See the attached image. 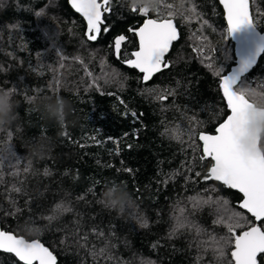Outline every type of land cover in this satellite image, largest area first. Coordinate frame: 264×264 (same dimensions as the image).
Wrapping results in <instances>:
<instances>
[{
  "label": "trees",
  "instance_id": "16d2710c",
  "mask_svg": "<svg viewBox=\"0 0 264 264\" xmlns=\"http://www.w3.org/2000/svg\"><path fill=\"white\" fill-rule=\"evenodd\" d=\"M185 7L173 18L178 39L166 55L170 67L143 82L112 48L120 33L128 38L125 58L137 48L128 29L146 17L132 12L128 0H111L104 14L109 31L94 42L68 0H0V87L13 88L18 102L17 121L0 131V224L39 239L57 264H229L231 246L212 241L228 229L214 221L239 212L241 224L253 222L239 208L237 190L204 179L212 162L200 159L198 133L213 132L227 114L219 82L235 55L224 11L219 0H188ZM249 7L264 31V0H249ZM167 13L159 10L161 17ZM244 85L264 93V50L235 88ZM53 93L71 103L62 125L38 107ZM37 142L46 145L45 154H27L26 146ZM114 183L131 197L122 212L101 203ZM209 196L220 203L193 207ZM26 223L39 234L22 231ZM0 264L22 262L0 251Z\"/></svg>",
  "mask_w": 264,
  "mask_h": 264
},
{
  "label": "snow or ice",
  "instance_id": "6c2138e0",
  "mask_svg": "<svg viewBox=\"0 0 264 264\" xmlns=\"http://www.w3.org/2000/svg\"><path fill=\"white\" fill-rule=\"evenodd\" d=\"M70 3L86 21L85 37L88 41H97L102 32L109 31L105 25L104 14L111 11V0H70ZM220 3L226 14L228 36L242 25L254 24L249 12V0H220ZM168 7L171 8V4H168ZM131 10L139 12L143 17H148L153 12L146 7H133ZM154 12H157V18H145L141 26L128 29L129 32H134L138 42L136 50L132 51L128 58L122 54V46L128 42L126 35H117L112 44L116 58L122 60L129 68L138 70L145 82L170 67V63L166 62V54L169 53L173 41L178 39L177 27L173 23L175 15L169 11L167 17H161L159 10ZM246 67L247 65L242 66L240 71H244ZM236 80L235 75L222 76L219 87L226 102V118L215 128V134L199 133L198 139L202 142L200 159H209L212 162L204 179L219 181L227 188L242 194L239 208L250 213L254 222L246 221V226L241 224L240 221L244 220V217L239 212H232L227 217L221 215L214 223L225 224L229 235L221 237L220 240L212 237V241L218 245L223 241V245L231 246L229 264H264V139L256 140L249 151H242L237 144V130L251 107L245 90L252 89L244 85L234 90ZM158 98L163 100L167 99V96ZM196 175L199 177L201 173L197 172ZM15 191L20 189L15 188ZM210 203L220 202L209 196L205 200L196 201L193 207ZM227 205L228 201L223 200L221 206L225 213L229 211ZM63 210L71 211L68 207H64ZM180 213L177 226L182 228L184 209H180ZM47 219L51 221L53 217L49 216ZM237 228L243 230L237 232ZM98 235L104 234L100 232ZM83 239L86 241L87 235ZM223 245L216 249L221 257L224 255ZM0 250L14 254L22 264H57V256L43 243L37 239L29 241L12 230H0ZM105 252V248L99 250L100 255H104Z\"/></svg>",
  "mask_w": 264,
  "mask_h": 264
},
{
  "label": "clouds",
  "instance_id": "9594fccd",
  "mask_svg": "<svg viewBox=\"0 0 264 264\" xmlns=\"http://www.w3.org/2000/svg\"><path fill=\"white\" fill-rule=\"evenodd\" d=\"M188 0H173L171 8L165 0H128L130 8L146 7L149 11L161 10L162 8L171 11L175 16H183L187 11L185 5ZM13 88L0 87V131H7L9 126L14 124L18 119V102L14 100ZM251 107L246 113V130L247 135L243 137L239 144L242 151L252 149L253 143L257 140V136L264 137V93L255 90H245ZM38 107L42 109L46 119L53 121L58 125L64 124L72 108L71 103L64 97L53 93V95L41 98ZM28 147L27 154L34 156H43L45 154L46 145L40 142L32 144ZM131 197L121 185H112L107 188L101 197L102 205L110 210L122 212L126 206L131 204ZM22 231L28 235H38L41 229L31 223L21 226Z\"/></svg>",
  "mask_w": 264,
  "mask_h": 264
},
{
  "label": "water",
  "instance_id": "95a60500",
  "mask_svg": "<svg viewBox=\"0 0 264 264\" xmlns=\"http://www.w3.org/2000/svg\"><path fill=\"white\" fill-rule=\"evenodd\" d=\"M219 2H220V0H219ZM68 4L75 11V9L72 7V5L70 3V0H68ZM221 6L223 8V5L222 4H221ZM223 11H224V8H223ZM249 12H250V7H249ZM76 13H78V12H76ZM78 14L82 17V15L80 13H78ZM250 16H251V14H250ZM146 18H153V19H155L154 17H146ZM224 18H225V21H226V24H227L225 12H224ZM85 23H86V21H85ZM173 23L175 24L174 20H173ZM142 24H143V21L140 23L139 26H141ZM175 26H176V24H175ZM227 27H228V25H227ZM177 33H178V29H177ZM120 34H123V33H120ZM117 35H119V34H117ZM230 38H231V40L233 41V44H234L235 61L230 66L229 70L226 73H224L222 76H232V75H235L237 77V80H236V84H237L239 82V80L241 79V77L244 74H246L247 72H249V70L251 69V67L256 63L259 55L264 50V31H261V30L257 29V27L254 24L253 25H242L237 31H235V32L232 33V35L230 36ZM113 41H114V39H113ZM170 49H171V47H170ZM245 65H247V67L245 68V70L244 71H240V69L242 68V66H245ZM222 76L220 78V82H221ZM142 81H143V79H142ZM143 82H145V81H143ZM220 82H219V84H220ZM235 85H233V89L234 90H235ZM225 118H226V116H225ZM222 121H220V122H222ZM246 123H247V120H246V115H245V118H244L243 123L239 126V128L237 130V144H238L239 147H240V144H239L240 140L247 135ZM218 124L216 125V127L218 126ZM200 132H206V133H210V134H215V130L213 132H208V131H200ZM199 133H198V137H199ZM258 139H259V135L257 136V140ZM201 147H202V142H201ZM210 167H211V165H210ZM241 199H242V197H241ZM248 214L251 216L250 213H248ZM253 222H254V218H253ZM0 230H6V229H3L2 226H1V224H0ZM24 238L27 239V240H29V241L30 240H33V239H37V238L28 239L26 237H24ZM37 240H39V239H37ZM0 251H2V250H0ZM230 254H231V250H230ZM57 261H58V259H57Z\"/></svg>",
  "mask_w": 264,
  "mask_h": 264
}]
</instances>
